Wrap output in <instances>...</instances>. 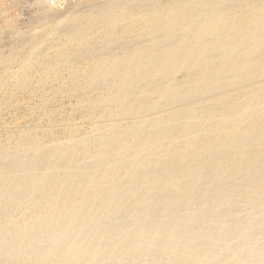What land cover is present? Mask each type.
I'll use <instances>...</instances> for the list:
<instances>
[{"label": "bare ground", "instance_id": "6f19581e", "mask_svg": "<svg viewBox=\"0 0 264 264\" xmlns=\"http://www.w3.org/2000/svg\"><path fill=\"white\" fill-rule=\"evenodd\" d=\"M32 2L0 8V264H264V0Z\"/></svg>", "mask_w": 264, "mask_h": 264}, {"label": "rangeland", "instance_id": "374dc122", "mask_svg": "<svg viewBox=\"0 0 264 264\" xmlns=\"http://www.w3.org/2000/svg\"><path fill=\"white\" fill-rule=\"evenodd\" d=\"M32 1L33 0H19L17 5H16V9L11 11L10 9H7L9 1L0 0V3H3L0 6L1 11L4 12V14L6 12V15L8 16V18H10V19L12 18L13 20H15L16 23L14 21L12 22V19H11L12 25L15 29H17L18 31H21V33H28L30 31H32L33 29H35V27H36V29H38L40 27L39 22L37 20L35 21V19H36L35 18V12H36L35 10L37 9V6ZM31 7H33V8H31ZM31 22H33V23H31ZM50 23L54 24V22H51V21H50ZM7 40H8L7 35H3L2 41L5 42ZM1 51H3L4 54L6 53L5 49H3V48ZM19 114H21L20 116H22V113H19Z\"/></svg>", "mask_w": 264, "mask_h": 264}, {"label": "built area", "instance_id": "2783aa9c", "mask_svg": "<svg viewBox=\"0 0 264 264\" xmlns=\"http://www.w3.org/2000/svg\"><path fill=\"white\" fill-rule=\"evenodd\" d=\"M61 0H45L46 6L49 8H55Z\"/></svg>", "mask_w": 264, "mask_h": 264}]
</instances>
